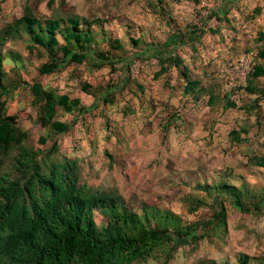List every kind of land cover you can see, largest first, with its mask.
Listing matches in <instances>:
<instances>
[{"label":"rangeland","instance_id":"374dc122","mask_svg":"<svg viewBox=\"0 0 264 264\" xmlns=\"http://www.w3.org/2000/svg\"><path fill=\"white\" fill-rule=\"evenodd\" d=\"M148 1L0 0V33L29 8L40 19L77 16L100 18L109 22L108 26L118 24L115 28L121 39L128 27L134 29L131 33L136 36L140 34L138 28H143L151 35L148 42L157 43L156 38L164 42L168 28L151 12ZM233 1L237 8L231 11L229 19L237 31L226 22L220 24L212 15L214 11L220 14L216 0H200L198 5L182 1L173 6V15L189 31L200 22L202 26L208 23L209 29L220 30L218 34L208 31L202 36L197 54L187 44L177 46L192 76L203 85L216 87L215 92L220 94L216 104L208 103L207 96L198 103L184 96V80L176 69L160 78L154 76L160 69L155 51L167 53L159 44L160 49L154 46L145 54L146 48L140 51L127 43L131 62L128 81V72L125 75L123 71L126 68L113 74L109 67L97 69L87 63L65 64L55 73L41 74L40 68L49 62L47 51L36 46L30 50L26 37L0 46L5 58V83L10 86V93L4 97L7 114L15 116L18 126L29 133V146L47 150L57 142L62 155L78 158L82 182L91 188H115L129 208L142 212L143 205L157 207L180 217L182 225L207 222L219 199L193 190L196 185L243 181L253 190H264V167L252 162L255 156L264 157V104L258 111L260 119L254 113H245L244 101L248 98L246 103H250L252 97H247L245 87L231 86L236 80L235 72L226 75L222 71L224 64L247 50H259L256 48L262 43L256 40L259 31L264 30V0ZM257 6L263 7V13L253 21L250 16ZM35 82L44 89H54L58 95L80 98L86 106H92L95 100L82 91L83 82L96 89L110 84L114 87L116 106L109 108L98 102L84 114L59 110L56 119L71 124V129L55 136L39 122V108L32 104L31 86ZM230 101L237 107H228ZM167 121L168 130L163 128ZM243 127L248 134H242V143H234L231 131ZM42 137L47 139L46 144H40ZM14 152L9 149L8 154H0V176L9 172ZM229 176L244 179L228 180ZM224 198L227 230L196 244L182 241L168 264H241L243 255L250 258L248 264H259L258 260L264 264V209L259 215L242 214L231 206L228 196ZM197 199L206 204L192 212ZM95 220L99 227L105 222L100 212L95 213ZM164 261L160 254L136 264Z\"/></svg>","mask_w":264,"mask_h":264},{"label":"trees","instance_id":"16d2710c","mask_svg":"<svg viewBox=\"0 0 264 264\" xmlns=\"http://www.w3.org/2000/svg\"><path fill=\"white\" fill-rule=\"evenodd\" d=\"M182 1H148L151 12L158 15L168 28L165 42H159V38L155 40L157 43L148 42L151 35L143 28H138L140 34L136 36L131 33L134 29L128 27L124 39H121L116 28L108 26L109 22L100 18L90 20L67 16L40 19L26 8L25 15L1 31L0 46L12 39L28 37L30 50L35 46L46 49L49 62L40 68L41 74L55 73L65 64L81 66L87 63L97 69L109 67L113 74L120 68H126L123 71L125 75L128 72V81H131L127 43L140 48V51L146 48L145 54L159 44L167 53L155 51L160 69L154 76L160 78L176 69L184 80V96L195 103L207 96L208 103L214 105L220 98V94L214 90L215 86L203 85L200 79L194 78L177 51V46L184 44L192 34V30L182 26L173 15V6ZM189 1L195 5L200 2ZM223 2L225 0H216V6ZM226 3L227 10H223L222 15L215 11L212 15L221 24L226 22L232 30L237 31L229 19L231 11L237 6L231 0H226ZM262 13L263 7L257 6L250 19L255 21ZM209 33L218 34L220 30H210ZM178 39L181 41L178 42ZM256 41L262 44L256 48L259 50L255 51L253 71L243 89L252 99L250 103H246L248 98L244 101L243 109L245 113H254L260 119L262 116L258 111L262 108L261 103L264 104V30L259 31ZM200 44L201 35L195 42L189 43L194 54L199 52ZM88 60L93 63H88ZM4 64L5 58L0 53V154H8L9 149L15 152L9 172L0 176V264H136L160 254L165 259L163 264H168L182 241L189 245L196 244L211 234L227 230L224 197L228 196L231 206L242 214L263 213L264 190L251 189L247 182L242 181L244 178H237L242 181L239 184L222 180L196 185L193 190L205 192L219 200L214 215L207 222L191 226L182 225L180 217L157 207L143 205L142 212L133 210L115 188H91L82 182L79 159L62 155L57 142L47 150L28 145L29 133L21 129L17 118L9 116L6 111L4 97L10 93V86L5 83L7 73ZM121 81L126 83L124 77H121ZM136 85L144 89L141 84ZM96 88L83 82L82 91L95 100L92 106H86L80 98L58 95L54 89H44L39 82H35L31 86L34 97L32 104L39 108V122L48 126L49 132L56 136L71 129V124L56 119L57 111L84 114L98 102L109 108L116 106L112 85ZM226 105L237 107L231 101ZM168 124L167 121L163 128L168 130ZM243 133L248 134L244 127L238 131L232 130L233 142L242 143ZM46 143V138H40V144ZM252 162L264 167V157L255 156ZM237 179L228 177V180ZM196 202V206L191 208L192 212L206 204L204 200L197 199ZM96 212L105 218L102 227L96 223ZM249 260L246 255L240 257L241 264H248Z\"/></svg>","mask_w":264,"mask_h":264},{"label":"built area","instance_id":"2783aa9c","mask_svg":"<svg viewBox=\"0 0 264 264\" xmlns=\"http://www.w3.org/2000/svg\"><path fill=\"white\" fill-rule=\"evenodd\" d=\"M255 60L256 55L250 52L223 65L222 71L224 74L232 75V73H236L235 83L231 82L232 87H246L249 75L253 71Z\"/></svg>","mask_w":264,"mask_h":264},{"label":"crops","instance_id":"0c3cea01","mask_svg":"<svg viewBox=\"0 0 264 264\" xmlns=\"http://www.w3.org/2000/svg\"><path fill=\"white\" fill-rule=\"evenodd\" d=\"M184 1H188V2H192V1H189V0H183V2ZM233 3H235L233 0H231ZM227 4L228 3H226V0H225V2H223V3H221V4H219V6H216V8H217V10L220 12V14L222 15V11L223 10H227ZM195 5V4H194ZM226 7V8H225ZM235 9V8H234ZM239 10V9H238ZM219 14V15H220ZM212 17V16H211ZM216 18V17H215ZM217 20V19H216ZM218 21V20H217ZM180 23H184V22H180ZM121 24V23H120ZM119 24V25H120ZM221 24V23H220ZM233 25V24H232ZM117 26H118V24H117ZM117 26H114V27H116L117 28ZM123 25H120V27H122ZM208 27V23L206 24V23H204L203 24V26L201 25V22H200V24H198L197 26H195V27H193L192 28V34L190 35V37H188L187 39H185V41L187 42H185L183 45H185V44H187V45H189V43H191V42H195L197 39H198V37L201 35V36H203L204 34H206V32H210V30H213V29H209V28H207ZM123 28V27H122ZM194 28H197V30H195V31H193L194 30ZM199 28V29H198ZM202 30H204V31H202ZM203 32V33H202ZM166 36V35H165ZM165 42V41H164ZM192 50V49H191ZM193 52V51H192ZM250 52H253L255 55H256V52L254 51V50H247L246 51V53L245 54H247V53H250ZM244 54V55H245ZM244 55H242V56H244ZM241 57V56H240ZM187 65V64H186Z\"/></svg>","mask_w":264,"mask_h":264}]
</instances>
